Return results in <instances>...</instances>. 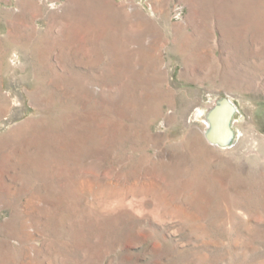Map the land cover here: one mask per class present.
<instances>
[{"label":"rangeland","instance_id":"rangeland-1","mask_svg":"<svg viewBox=\"0 0 264 264\" xmlns=\"http://www.w3.org/2000/svg\"><path fill=\"white\" fill-rule=\"evenodd\" d=\"M0 264H264V0H0Z\"/></svg>","mask_w":264,"mask_h":264},{"label":"bare ground","instance_id":"bare-ground-1","mask_svg":"<svg viewBox=\"0 0 264 264\" xmlns=\"http://www.w3.org/2000/svg\"><path fill=\"white\" fill-rule=\"evenodd\" d=\"M237 111V107L227 97H219L206 105L205 113L202 116L203 133L215 146L228 147L231 144L234 137L232 121Z\"/></svg>","mask_w":264,"mask_h":264},{"label":"water","instance_id":"water-1","mask_svg":"<svg viewBox=\"0 0 264 264\" xmlns=\"http://www.w3.org/2000/svg\"><path fill=\"white\" fill-rule=\"evenodd\" d=\"M227 124H228V123H227ZM227 127H228V125H227ZM206 139H208V140H209L208 136H206Z\"/></svg>","mask_w":264,"mask_h":264}]
</instances>
